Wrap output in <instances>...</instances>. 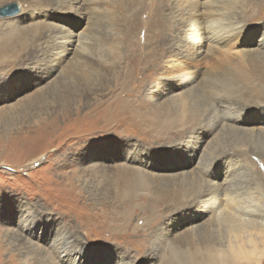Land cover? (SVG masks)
I'll list each match as a JSON object with an SVG mask.
<instances>
[{
    "label": "rangeland",
    "instance_id": "374dc122",
    "mask_svg": "<svg viewBox=\"0 0 264 264\" xmlns=\"http://www.w3.org/2000/svg\"><path fill=\"white\" fill-rule=\"evenodd\" d=\"M13 3L0 264H264V0Z\"/></svg>",
    "mask_w": 264,
    "mask_h": 264
},
{
    "label": "bare ground",
    "instance_id": "6f19581e",
    "mask_svg": "<svg viewBox=\"0 0 264 264\" xmlns=\"http://www.w3.org/2000/svg\"><path fill=\"white\" fill-rule=\"evenodd\" d=\"M256 1H260V0H254V2H256ZM72 2V1H71ZM189 2V1H188ZM193 3V2H192ZM191 3V4H192ZM206 3H207V1H206ZM187 4V3H186ZM85 5L86 6H89L90 5V3L89 2H86L85 3ZM197 5V4H196ZM200 5V4H199ZM205 5V4H204ZM202 6V5H201ZM207 9H206V13H208V14H210L212 11H214V7H213V4L212 5H209L208 3H207ZM192 7V6H191ZM198 7V6H197ZM23 9V8H22ZM190 10V9H189ZM23 10H21V14L19 15V16H22L23 15V13L24 12H22ZM192 13V12H191ZM227 29H225V30H221V31H215V30H208L207 31V40H209V42H211L212 41V43H216V44H222L223 42H225L226 40H227V38L229 37V35H230V33H229V31H226ZM25 32V30L24 29H22V30H18V34H20V35H22L23 33ZM233 32V31H232ZM75 35V34H74ZM75 36H73V33H69V35H65V38H64V40H63V43H61V45L63 46V52L64 53H68V52H66V51H68L67 50V47H69V46H71L72 44H73V38H74ZM82 38H79L77 41H78V48H76L77 50L76 51H78V52H76V53H80V54H82L81 53V50H83V45H84V43H83V41L81 40ZM264 43V42H263ZM68 45V46H67ZM76 46V47H77ZM83 52V51H82ZM262 80H263V82H264V77L262 78ZM219 82V81H218ZM209 91V90H208ZM210 92H212V91H210ZM212 95V94H211ZM261 95H263V91H262V89H260L259 90V93H258V96H261ZM253 114H255V113H253ZM264 116V115H263ZM261 117V120H253V121H249L248 123H252V124H254V123H256V124H261V125H264V117ZM234 121H237V120H234ZM246 130V129H245ZM260 131V130H259ZM234 132L235 133H240L241 134V132L244 134L245 132H247V131H244V130H242V129H235L234 130ZM248 134V133H247ZM262 136L264 137V132L262 133ZM224 149V148H223ZM227 149V148H226ZM231 151V150H230ZM228 149L227 150H221V148L219 147L218 148V146H214V150L212 151L214 154H212L211 155V159H213L214 160V162H215V160H218V159H216V157L217 158H222V157H225V156H227V155H229V152H230ZM211 152V151H210ZM261 157V156H260ZM35 162V161H34ZM213 162V163H214ZM211 168V167H210ZM209 168V169H210ZM227 168H228V166H227ZM208 169V170H209ZM229 169V168H228ZM228 169H226V170H228ZM228 172V171H227ZM230 173V172H229ZM230 177V176H229ZM225 179V182H226V184H225V186H227V181H226V179L227 178H224ZM136 181V180H135ZM123 182H125V181H123ZM126 183V182H125ZM135 184L134 183H132V185H130V183H129V185L127 186L128 187V189H130L131 187H133ZM118 186V185H117ZM221 186V185H220ZM211 187V186H210ZM215 187V186H214ZM222 188V187H221ZM127 189V190H128ZM224 190V189H223ZM226 190H228V189H226ZM226 190H225V192L223 193V195L224 196H226L225 194H226ZM209 197V196H208ZM213 199L215 198V197H212ZM216 198H219L218 200H219V202H217V200L215 201V205H212L209 209H216L217 207L216 206H218L219 204H220V201H223L224 199H222V198H220L219 196L218 197H216ZM215 198V199H216ZM210 200H211V198H209ZM209 199H207V200H209ZM222 199V200H221ZM255 207V206H254ZM222 212H223V210H222ZM220 213V212H219ZM235 216V215H234ZM236 217V216H235ZM226 220H228V219H226ZM245 221H247V219L245 220ZM249 221V220H248ZM230 223V222H229ZM228 223V224H229ZM218 224H219V221L218 220H216V225L218 226ZM231 224H232V222H231ZM230 224V225H231ZM261 222H259V221H254L253 223L251 222L250 223V225H252L254 228H255V230L256 231H258L259 233L262 231V228H259V226H261ZM249 225V226H250ZM229 229L231 230V231H233L234 232V236H236V237H238L239 235H240V231H236V230H234V229H232V227L231 226H229ZM252 229V228H251ZM246 230V229H245ZM29 234V233H28Z\"/></svg>",
    "mask_w": 264,
    "mask_h": 264
},
{
    "label": "water",
    "instance_id": "95a60500",
    "mask_svg": "<svg viewBox=\"0 0 264 264\" xmlns=\"http://www.w3.org/2000/svg\"><path fill=\"white\" fill-rule=\"evenodd\" d=\"M10 5H17L18 8L13 10V11L6 12V13H0V19H10V18L17 17L21 14L22 8H21V5L19 3H13Z\"/></svg>",
    "mask_w": 264,
    "mask_h": 264
},
{
    "label": "snow or ice",
    "instance_id": "6c2138e0",
    "mask_svg": "<svg viewBox=\"0 0 264 264\" xmlns=\"http://www.w3.org/2000/svg\"><path fill=\"white\" fill-rule=\"evenodd\" d=\"M17 5H0V13H6L17 9Z\"/></svg>",
    "mask_w": 264,
    "mask_h": 264
}]
</instances>
